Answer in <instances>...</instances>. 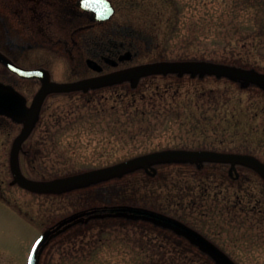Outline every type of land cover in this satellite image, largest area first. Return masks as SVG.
Listing matches in <instances>:
<instances>
[{"label": "rangeland", "instance_id": "1", "mask_svg": "<svg viewBox=\"0 0 264 264\" xmlns=\"http://www.w3.org/2000/svg\"><path fill=\"white\" fill-rule=\"evenodd\" d=\"M111 1L116 13L110 20L95 24V36L116 35L118 25L136 29V35L128 38L135 39L130 62L113 67L95 56L97 50L86 45L74 50V61L60 47L4 48L0 49V55L23 67H43L49 71L50 82L63 83L168 61L202 59L188 55L195 50L194 46L185 47V42L176 37L169 39L176 23L177 6L173 0ZM137 5L158 6L162 16L152 12L145 17ZM168 17L170 24L163 26ZM89 22L86 15H81V26ZM71 30L72 27L65 30V37H70ZM5 32L0 22V44L7 37ZM91 32H82L83 42ZM108 53L103 54L111 57ZM93 56L104 66L102 73L88 66L87 58ZM211 60L264 75V49L256 51L248 62ZM43 86L41 79L23 77L0 61V100L2 95L19 97L30 108ZM167 88L168 93L178 91L179 101L191 102L196 96L213 100L215 95L221 105L228 101L226 106L235 103L241 110L251 98L264 104V84L204 71L155 72L138 79L50 91L21 144L18 161L25 176L43 182L112 166L155 151L176 149L172 146V138L180 131L176 122L170 119L167 126L170 124L172 128L167 130L160 123L153 138L132 140L125 125L133 122L121 108L122 100L130 98H123L122 94L149 95ZM166 96L171 101L169 94ZM74 107L76 111L71 112L69 109ZM172 108L169 105L162 111ZM88 111L95 116L90 114L88 119ZM238 115L240 119L236 122L242 123L236 126L235 122L230 132L237 129L242 133L251 125L245 115ZM27 118L28 115L13 113L0 101V264H28L45 232L88 211L89 214L51 234L40 248L38 264H228L216 251L233 264H264V175L255 166L207 158H163L64 187L34 191L17 183L11 168L13 144ZM253 125L257 126L252 138L257 148L254 155L264 164V115L257 117ZM201 138L204 137L198 139ZM200 198L209 200V204L216 201L223 208H234L238 221L247 217L255 225L251 229L241 227L238 233L239 228L233 227L236 223L218 226L202 218L195 220L189 205L191 200ZM140 211L163 216L186 229ZM248 229L253 237H249ZM239 235L248 240L254 238L255 244L250 247Z\"/></svg>", "mask_w": 264, "mask_h": 264}, {"label": "trees", "instance_id": "2", "mask_svg": "<svg viewBox=\"0 0 264 264\" xmlns=\"http://www.w3.org/2000/svg\"><path fill=\"white\" fill-rule=\"evenodd\" d=\"M173 1L177 6L176 13H174L176 23L169 34V39L176 37L185 42V47L188 44L194 46L195 50L188 55L202 57V59H205L204 57L226 61L241 59L248 62L247 60L253 57L256 51L264 49V0ZM137 6L145 17H150L152 12L155 13V16H162L163 12L158 6ZM169 19L168 17L164 20L163 26L170 24ZM150 24L151 26L152 24L156 25ZM117 29L116 35L110 33L101 38L102 45L100 44V47L95 49L99 54L134 47L132 40L134 42L135 39L128 38L130 35H136V29L124 25H118ZM159 31H161L160 28ZM168 92L167 88L165 91L154 90L149 95H145L143 92L122 94L123 98L130 97L127 101L122 100L124 104L121 108L125 109L126 114L130 115L128 119L133 122L132 125H125V132L130 134L132 140L139 137L142 139L155 137L160 130V123L165 126V130L168 127L171 129L170 124L167 126L171 119L170 121L176 122L177 131L180 130L172 138L174 147L188 149L206 147L218 151L241 153L249 151L253 155L256 153L257 148L253 139L257 132V126L253 125V121H256L261 114L264 115V104L255 103L251 98L246 107L241 110L235 103L226 106L228 101L221 105L215 95H213L215 97L213 100H202L201 96H196L190 102L189 99L179 101L176 96L179 94L178 91ZM168 94L171 101H168L166 96ZM140 101L142 105L139 103ZM169 105H172L173 108L162 111L163 107L168 108ZM75 109L74 107L69 110L72 112L76 111ZM88 112V119H90L91 113ZM240 113L247 117L251 125L242 133L237 129L235 132H230V127L240 119L238 115ZM91 115L95 116L94 112ZM240 122L239 120L235 125L238 126ZM198 134H200L199 137ZM202 136L203 139H198ZM208 202L209 200L201 198L195 201L191 200L189 207L192 218L195 220L202 218L206 222L212 221L218 226H221V223L222 225L236 223L238 226L233 227L239 228L236 230L238 233L241 227L251 229L255 225L249 222L247 217L238 221L234 208H223L216 201H212L210 204ZM249 231L248 229L249 237H253ZM243 236L239 235L240 239L250 247L255 244L252 242L255 241L254 238L248 240ZM240 239L238 238V240Z\"/></svg>", "mask_w": 264, "mask_h": 264}, {"label": "water", "instance_id": "3", "mask_svg": "<svg viewBox=\"0 0 264 264\" xmlns=\"http://www.w3.org/2000/svg\"><path fill=\"white\" fill-rule=\"evenodd\" d=\"M81 8L85 11L96 13L97 18L100 21H107L112 18L115 14V7L113 6L110 0H81ZM133 53L131 51H127L124 54H121L118 60L106 58L110 64L113 66H117L119 62L129 61L132 59ZM0 60L10 67L13 71L19 73L20 75L28 78L41 77L45 84L38 92L35 97L33 104L30 108L26 107L24 101H22L19 97H10L9 95H2V99L0 100L4 105H7L13 113L28 115L26 119L25 125L21 130L20 134L16 137L11 155V168L15 177V181L19 183L21 186L34 190V191H44L49 189H55L64 187L67 185H71L73 183L82 182L88 179H92L95 177H99L102 175H106L109 173L116 172L118 170H122L124 168L134 166L139 163H144L150 160L163 159V158H207V159H218V160H226L232 162H245L255 166L257 169L261 171L264 175V164L261 163L255 156L244 153H233V152H220L215 150L208 149H165L160 151H155L151 153H147L144 155H140L134 157L132 159L117 163L112 166L102 167L99 169H94L87 172L77 173L73 175H67L64 177H59L58 179H51L47 181H34L27 178L21 171L19 166V151L21 148V144L24 139L30 133L35 118L38 114V111L41 107V104L50 91H68L74 90L81 87L99 85L102 83L114 82L122 79H138L144 74L155 73V72H169L174 70H180L182 72L186 71H204L208 73H216L220 75H228L236 78H243L249 81L259 82L264 84V75H260L258 73L245 70L243 68H239L229 64L217 63L213 61H205V60H179V61H168L159 64H151L147 66H143L140 68H136L130 71L125 72H117L109 75H101L93 78H89L86 80L76 81V82H68V83H58V82H50L48 73L46 70L42 68L36 69H28L22 66H19L9 59L0 55ZM89 63H95L93 68L101 72L103 67L93 59H88ZM87 213V212H86ZM85 212L74 215L65 221H63L57 229L61 228L63 225L68 224L77 218L84 215ZM170 220V219H169ZM170 223V221H168ZM181 226V225H180ZM182 230H184L182 228ZM55 230H49L44 233L42 239L40 240L34 254L30 259V264H38L39 263V249L40 247L47 242L50 238L51 234L54 233ZM216 253L228 264H233L231 260L226 259L221 252Z\"/></svg>", "mask_w": 264, "mask_h": 264}, {"label": "flooded vegetation", "instance_id": "4", "mask_svg": "<svg viewBox=\"0 0 264 264\" xmlns=\"http://www.w3.org/2000/svg\"><path fill=\"white\" fill-rule=\"evenodd\" d=\"M81 15L88 17L90 22L87 25L81 26ZM95 17L96 15L81 10V0H0V22L7 35L5 41L1 42L0 49L60 47L67 50L74 61V50L84 49L85 45L90 50L100 47L101 38L95 36L94 28L98 22ZM69 27H72L70 37H65V30ZM86 30L92 32L83 42L81 34ZM123 52L124 50H116L108 53L111 57L98 52L95 56H100L104 63L110 65L106 58L116 60ZM95 56L92 57L93 60H96ZM89 58L91 57L87 58V64L92 68L95 63L90 64Z\"/></svg>", "mask_w": 264, "mask_h": 264}]
</instances>
